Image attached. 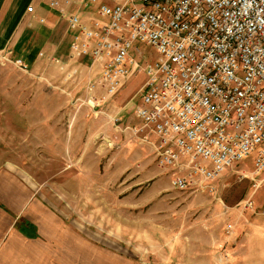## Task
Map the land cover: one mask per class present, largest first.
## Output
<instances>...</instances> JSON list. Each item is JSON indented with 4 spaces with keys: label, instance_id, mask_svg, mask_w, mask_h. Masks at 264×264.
Masks as SVG:
<instances>
[{
    "label": "rangeland",
    "instance_id": "rangeland-1",
    "mask_svg": "<svg viewBox=\"0 0 264 264\" xmlns=\"http://www.w3.org/2000/svg\"><path fill=\"white\" fill-rule=\"evenodd\" d=\"M65 23L57 19L61 36ZM137 45L143 61L159 57ZM18 59L0 51V163L14 162V177L39 186L101 254L131 264H264V214L244 209L250 198L264 208L253 155L215 181L174 188V173L157 164L155 135L134 131L143 125L135 108L144 75L94 107L103 88L88 86L101 79L100 65L51 53L24 69Z\"/></svg>",
    "mask_w": 264,
    "mask_h": 264
},
{
    "label": "built area",
    "instance_id": "built-area-1",
    "mask_svg": "<svg viewBox=\"0 0 264 264\" xmlns=\"http://www.w3.org/2000/svg\"><path fill=\"white\" fill-rule=\"evenodd\" d=\"M72 57L101 66L95 107L144 75L135 115L179 190L203 186L253 155L264 172V0H52ZM29 11L33 6L28 7ZM40 22H45L41 18ZM137 43L159 57L143 61ZM17 64L27 68L18 59ZM118 121V119H116ZM244 209L261 210L253 199ZM230 230V227H228Z\"/></svg>",
    "mask_w": 264,
    "mask_h": 264
},
{
    "label": "crops",
    "instance_id": "crops-1",
    "mask_svg": "<svg viewBox=\"0 0 264 264\" xmlns=\"http://www.w3.org/2000/svg\"><path fill=\"white\" fill-rule=\"evenodd\" d=\"M50 1L44 7L36 0H0V51L9 49L27 64L51 53L58 61L76 58L66 23L62 36L56 31L60 16ZM16 167L12 161L0 163V264H131L116 262L113 250L101 254L99 244L68 221L39 186L14 177Z\"/></svg>",
    "mask_w": 264,
    "mask_h": 264
}]
</instances>
